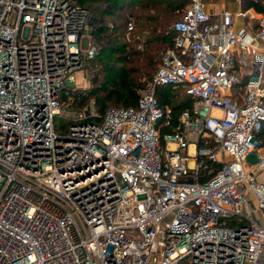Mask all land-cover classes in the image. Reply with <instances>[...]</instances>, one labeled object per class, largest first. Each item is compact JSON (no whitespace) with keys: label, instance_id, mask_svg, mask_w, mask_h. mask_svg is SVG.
Instances as JSON below:
<instances>
[{"label":"built area","instance_id":"built-area-1","mask_svg":"<svg viewBox=\"0 0 264 264\" xmlns=\"http://www.w3.org/2000/svg\"><path fill=\"white\" fill-rule=\"evenodd\" d=\"M89 18L0 0V264H264V18L250 37L190 0L138 107L62 129L61 93L99 51ZM163 85L196 99L164 147Z\"/></svg>","mask_w":264,"mask_h":264},{"label":"trees","instance_id":"trees-1","mask_svg":"<svg viewBox=\"0 0 264 264\" xmlns=\"http://www.w3.org/2000/svg\"><path fill=\"white\" fill-rule=\"evenodd\" d=\"M70 1L89 9L88 25L93 30L99 51L85 68L88 70L92 64L98 62L92 72L93 85L88 89H67L61 93L64 109L63 117L58 118V125L62 126V129L71 124L73 117L64 115L66 108L77 114L86 109L84 114L88 116V120H93L94 115L103 116L111 107L137 108L142 91L159 69L164 53L175 47L174 24L184 16L190 2V0ZM250 7L264 14V0H246L244 8ZM116 16L121 18V22ZM129 16H134L137 25L130 33L131 37L127 39L126 23ZM155 94L159 106L165 112L159 122L161 144L164 147V137L173 134L181 126L184 112L193 113L196 99L188 95L182 85L158 86ZM257 139L264 143V125ZM206 140L211 141L209 138ZM200 145H204L203 140ZM210 145L214 144L211 142ZM207 164L214 172L222 166L221 163L210 161ZM187 261L185 259L181 264H188Z\"/></svg>","mask_w":264,"mask_h":264},{"label":"crops","instance_id":"crops-1","mask_svg":"<svg viewBox=\"0 0 264 264\" xmlns=\"http://www.w3.org/2000/svg\"><path fill=\"white\" fill-rule=\"evenodd\" d=\"M203 2L206 10L213 15L215 20L220 19L223 10L229 11L234 17V29L237 31L245 30L250 37L257 33L260 28V22L264 18V14L258 12L254 7L244 8L245 0H203ZM215 35L219 39L221 33L216 32ZM254 43L256 44V42ZM246 82L247 77H244L241 87L236 91L244 92ZM190 149L191 153H193V146Z\"/></svg>","mask_w":264,"mask_h":264},{"label":"rangeland","instance_id":"rangeland-1","mask_svg":"<svg viewBox=\"0 0 264 264\" xmlns=\"http://www.w3.org/2000/svg\"><path fill=\"white\" fill-rule=\"evenodd\" d=\"M116 19L119 22H121V18L116 16ZM130 37H131V34L128 35V33H127V39H129ZM97 63L95 62L94 64H92V66L88 70L83 69V70L77 71V72H75L73 74L74 77H75L77 85H79L80 90L88 89V88H90L93 85V83H92L93 73L92 72L94 71V68L97 65ZM90 111H92V109ZM80 112L84 114V112H86V109L79 111L78 114H80ZM75 114L77 115V113H73L67 108H66V110L64 112L65 116L66 115H73V117H74V116H76ZM191 139H192V142H195L196 141V136H191ZM193 148H194V146H193ZM261 153H264V143L263 142L260 143L259 149H258V152L256 153V155L253 158L250 159V163L254 164V162L257 160L258 154H261ZM254 204L256 206L258 205V203L256 201L254 202ZM159 239H160V236H159ZM154 256H155V254H153L149 264H153L152 259H153Z\"/></svg>","mask_w":264,"mask_h":264}]
</instances>
